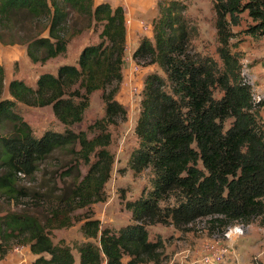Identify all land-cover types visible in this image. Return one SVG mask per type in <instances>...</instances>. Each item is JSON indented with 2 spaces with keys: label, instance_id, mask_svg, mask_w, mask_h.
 I'll return each instance as SVG.
<instances>
[{
  "label": "trees",
  "instance_id": "trees-1",
  "mask_svg": "<svg viewBox=\"0 0 264 264\" xmlns=\"http://www.w3.org/2000/svg\"><path fill=\"white\" fill-rule=\"evenodd\" d=\"M212 2L218 15L217 53L222 66L192 50L195 30L178 1L159 3L153 40L143 38L133 53L138 65H157L166 75L152 73L145 80L136 127L139 145L129 158L136 174L152 168V189L147 196L126 203L133 223L117 233L102 229L99 220L83 224L85 236L99 243L79 248V264H161L162 241H151L148 230L156 224L183 229L212 217L213 224L227 227L264 218V104L255 99L252 86L242 76L241 58L233 53L231 43L232 26L240 24L239 16L244 12L256 23L249 34L264 35V0ZM73 15L86 21L89 29L101 27L100 42L85 46L77 65H62L57 75H40L36 88L13 80L8 86L10 98L0 100V127L6 122L14 124L12 136H0V193L16 201L26 197L17 189L18 174L32 177L56 151L76 145H80L79 155L87 164L92 155L97 160L60 203L72 194L79 207H86L111 178L114 156L107 150L111 143L108 128L118 119L127 120L126 109L117 101L127 49L123 7L95 0H0V29L22 35L21 42L27 43L33 63L66 54L64 34ZM4 81L5 69L0 62V97ZM96 91H102L106 115L89 127L100 130L92 140L86 132L70 129L64 133L48 130L38 138L15 112L19 103L51 106L56 119L72 127L82 123L90 96ZM64 212L68 210L52 209L46 224L29 213L0 216L1 257L17 241L38 257L32 264H75L71 249L55 245L49 235L51 223L60 221Z\"/></svg>",
  "mask_w": 264,
  "mask_h": 264
},
{
  "label": "rangeland",
  "instance_id": "rangeland-1",
  "mask_svg": "<svg viewBox=\"0 0 264 264\" xmlns=\"http://www.w3.org/2000/svg\"><path fill=\"white\" fill-rule=\"evenodd\" d=\"M165 1H178L184 5L183 15L189 26L195 30L190 42L192 50L202 56L212 57L222 66L217 53L220 46L216 30L218 15L212 0ZM162 2L164 0L156 2L158 16L151 21L152 25L160 17L159 3ZM239 18L240 24L232 26L234 34L231 41L232 51L241 58L240 72L252 86L255 99L264 104V35L249 34L256 23L249 17L248 12L242 13ZM77 22L80 23L79 26L75 25ZM87 26L86 21L73 15L64 34L65 39L68 40L66 54L45 63L31 61L27 54V43L21 42L22 35L1 28L3 38L0 39V62L5 69V81L0 100L10 98L8 86L13 80H23L27 85L36 88L40 75L44 73L57 75L60 66L77 65L82 49L89 44L100 42L99 35L102 28L95 29L92 26L89 29ZM143 38L153 40V34L150 31L145 32L138 40L141 42ZM126 58H130L128 52L125 54ZM127 67L130 72L124 76ZM132 67L130 62L128 66L123 67V82L117 95V101L127 111V120L118 119L108 128L111 143L107 150L114 156L111 178L91 203L86 207H79L77 203L79 201L72 199V194L68 196L70 198L60 203V200L66 197L67 190L79 186L97 160L94 155L91 156L89 164L82 160L79 155L80 145H76L73 149L56 151L38 166L32 177L18 174L17 189L26 194V197L16 201L0 193V216L29 213L46 224L51 217L52 209L66 208L68 212L63 213L60 221H53L51 223L53 226L48 230L55 245L71 249L75 256V264H79V248L83 244L99 243V240L85 236L82 226L87 220H99L102 229L109 228L117 233L133 223L132 214L126 208V203L137 201L142 195L147 196L152 189L154 178L152 168L136 174L129 166V158L139 145L136 127L142 110L145 80L152 73H158L163 77L166 75L157 65L149 67L139 65L140 70L137 72H133ZM216 96L220 97L219 94ZM15 112L31 126L34 135L38 138L48 130L64 133L66 129H70L76 133L86 132L88 138L92 140L100 134V130H89V127L105 118L106 105L102 91H96L90 96V105L82 123L72 127L61 124L56 119L51 106L30 107L19 103ZM262 115L264 118V110ZM13 133V123L6 122L1 125L0 136L7 138ZM36 203L39 204V208L34 205ZM170 203L174 204L175 201L171 200ZM63 220L69 221L62 223ZM213 220L212 217L202 218L183 229H178L174 225L150 226L148 229L150 240L156 242L160 240L163 244L160 250L161 264H264V218L250 223L234 222L227 227L215 225ZM235 231L237 238L232 236L227 238L228 234L232 235L231 233ZM220 248H224V251L227 249V254L221 259L218 258V261H213L212 259L215 258L213 254L217 256L221 254ZM36 258L38 257L31 253L29 246L14 241L9 245L4 257H1L0 253V264H32ZM128 261L129 259L125 257L124 262Z\"/></svg>",
  "mask_w": 264,
  "mask_h": 264
},
{
  "label": "crops",
  "instance_id": "crops-1",
  "mask_svg": "<svg viewBox=\"0 0 264 264\" xmlns=\"http://www.w3.org/2000/svg\"><path fill=\"white\" fill-rule=\"evenodd\" d=\"M96 3H109L113 7H123L127 21L130 24L127 25V51L129 53L128 62L136 63L132 61V56L135 50L139 47L140 41L138 40L142 34L150 31L153 34V21L158 16L156 7L157 0H95ZM150 21V23H149ZM140 34V35H139ZM148 37V36H147ZM128 62L124 66H128ZM130 72L127 67L124 70V76Z\"/></svg>",
  "mask_w": 264,
  "mask_h": 264
},
{
  "label": "built area",
  "instance_id": "built-area-1",
  "mask_svg": "<svg viewBox=\"0 0 264 264\" xmlns=\"http://www.w3.org/2000/svg\"><path fill=\"white\" fill-rule=\"evenodd\" d=\"M130 24V21L128 20L127 21V25H129ZM132 61H133V59H132ZM126 62H128V59H126ZM131 63V62H130ZM132 64H134V65H132L133 67H132V71L133 72H137L138 70H140V67H139V65H137L136 63H132ZM232 235H227V238H231V236H232V238H237V231H235V232H233V233H231ZM220 251H221V254L219 255V256H217L216 254H213L214 255V257L215 258H213L212 260L213 261H218V258L219 259H221V258H223L224 257V254H227V249H226V251H224V248H220ZM211 259V258H210Z\"/></svg>",
  "mask_w": 264,
  "mask_h": 264
},
{
  "label": "clouds",
  "instance_id": "clouds-1",
  "mask_svg": "<svg viewBox=\"0 0 264 264\" xmlns=\"http://www.w3.org/2000/svg\"><path fill=\"white\" fill-rule=\"evenodd\" d=\"M126 27H127V20H126ZM127 50V49H126ZM127 59V58H126ZM126 59H124V65H125V63H126Z\"/></svg>",
  "mask_w": 264,
  "mask_h": 264
}]
</instances>
